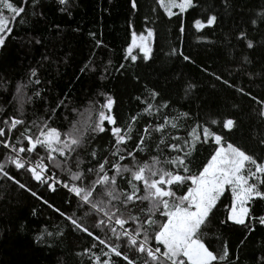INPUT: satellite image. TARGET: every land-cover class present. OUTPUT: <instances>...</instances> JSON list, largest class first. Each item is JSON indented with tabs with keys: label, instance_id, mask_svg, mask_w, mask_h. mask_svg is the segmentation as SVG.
Masks as SVG:
<instances>
[{
	"label": "trees",
	"instance_id": "1",
	"mask_svg": "<svg viewBox=\"0 0 264 264\" xmlns=\"http://www.w3.org/2000/svg\"><path fill=\"white\" fill-rule=\"evenodd\" d=\"M136 3L133 9L131 0H68L65 7L69 15L59 11L58 0H40L38 7L28 0L25 14L17 18L13 33L6 38V46L0 48V127L5 128V138L10 136V142L19 146L16 138L25 128L30 127L32 133H36L33 125L47 120L49 115L52 116L49 125L62 133L74 124H90L97 118L100 105L111 96L115 101L111 115L116 124L105 122L106 132L90 135L86 147L78 150L82 169L93 166L90 163L93 150L97 152V159L104 156L113 159L110 153L114 137L110 129L113 126L123 128L133 116L137 117L132 123L133 140L143 134L146 125L151 129L163 123L162 117L167 115L170 120L178 117V127L173 129L169 124L165 143L172 142L171 137H180L178 142L190 139L188 133L197 124L200 125L197 133L202 138V129L207 125L224 137L223 146L232 143L257 159L264 157V145L259 143L264 136V120L258 116V101H264V46H261L264 45V23L260 20L264 15V0H193V7L184 12L173 8L175 15L171 17L157 0H136ZM34 9L42 15H33ZM212 15L217 19L208 25L207 19ZM253 19L257 21L255 24L251 23ZM197 20L204 27L198 29ZM147 29L153 32L149 44L151 58L142 59L143 53L136 50L132 52L137 56L135 62L126 59L133 33L147 34ZM240 30L254 39V49H247L245 43L236 38ZM97 41L101 42L99 46ZM183 56L190 59L186 61ZM122 64L124 68L120 67ZM33 69L35 77L31 76ZM216 76H221L222 80H217ZM37 79L39 84L35 83ZM189 84H194L195 88L186 95ZM241 87L251 95H243L238 90ZM153 90L159 93L155 100L150 95ZM61 100L63 105L57 108ZM146 102L167 103L168 106L160 108L159 114L154 110L146 114L143 112ZM54 108L56 111L52 113ZM182 113H189V116L184 117ZM11 116L24 119L25 125L8 133L2 121ZM228 118L237 122L230 132L222 126ZM212 120L217 123L212 124ZM160 135L155 131L151 133L144 151L136 157L139 162L150 163L151 156L157 155L155 146ZM132 147L129 141L128 149ZM216 147L211 138L196 144L190 165L193 173L202 170ZM10 151L6 152L0 145V160ZM170 151L164 149L163 156ZM37 156L46 157V153L39 149L28 158L35 162ZM76 159L74 154L73 160ZM45 162L51 167L50 162L46 159ZM121 163L130 164L131 161ZM8 167L10 174L36 196L0 176V264H92L91 253L107 252L105 245L73 229L53 210V207L59 208L83 217V211L76 210V200L66 189L58 187L51 192L46 185L35 182L26 170ZM105 167L107 170L109 166ZM54 171L58 179L70 182L66 173L59 169ZM93 178L89 176L88 179ZM173 191L178 196L183 195L186 186L173 188ZM45 200L48 204L43 203ZM231 204V189L227 188L217 203V221L225 219ZM137 206L146 208L148 205L145 202ZM251 209V216L264 215V199L251 202ZM133 214H136L135 207ZM156 219L161 222L159 214ZM83 223L94 236L119 243L123 254L136 264H142L144 256L134 254L135 249L128 247L125 240L116 241L107 229L94 228L93 215L84 217ZM246 223H252L251 217ZM42 232H51L53 236L44 243H35V237ZM209 237L206 243L217 252L227 245L232 264H237L236 256H239L238 264H257L259 257L264 255V226L256 225L255 231L249 232L244 225L234 222L216 223ZM150 245L157 246L154 240ZM85 249H91V253L84 252ZM112 264L127 262L122 256L117 258L113 254Z\"/></svg>",
	"mask_w": 264,
	"mask_h": 264
},
{
	"label": "snow or ice",
	"instance_id": "2",
	"mask_svg": "<svg viewBox=\"0 0 264 264\" xmlns=\"http://www.w3.org/2000/svg\"><path fill=\"white\" fill-rule=\"evenodd\" d=\"M39 2L40 0H32L33 5L37 7ZM27 3L28 0H15V2L0 0V48L6 46V38L13 33L17 18L25 14ZM157 3L169 17L175 15L173 8H179L181 12H184L193 7V0H179V2L157 0ZM67 4L68 0H58L59 11L68 12L65 7ZM131 7L133 9L137 7L136 0H131ZM32 14L42 15L35 9ZM68 14L71 15L70 12ZM216 19L215 15L210 16L207 24L212 25ZM260 20L264 23V15L260 17ZM256 22L255 19L251 20L252 24ZM195 26L198 29L204 27L200 20L195 21ZM181 31H183L182 27ZM89 35L95 36L94 33ZM147 35L148 37L153 35L151 29H147ZM236 38L243 41L247 49L256 47L254 39H249L248 33L244 30H240ZM140 40L142 59L148 60L151 58L152 49L143 43L145 40L143 34ZM36 42L39 43L38 40ZM100 43L97 41L98 46ZM135 46L136 34L133 33V41L125 57L133 62L137 60V56L132 54ZM183 59L187 61L190 58L183 56ZM245 60H247L246 57ZM120 67L124 68V65ZM31 76H36L35 69L32 70ZM216 79L222 80V77L216 76ZM35 83L39 84L40 81L37 79ZM223 83L229 82L223 80ZM193 88H195L194 84L187 85L185 94L187 95ZM238 90L243 95H251L242 87ZM19 91L18 87L17 92ZM36 95L39 96V93ZM150 95L155 100L159 93L153 90ZM114 102L111 96H107L106 102L100 105L94 121L84 126L74 124L71 129L63 133L49 125L52 119L49 115L47 120L33 125L37 129L36 133H32L30 127L25 128L21 136L16 138L19 146L17 143L10 142V136L5 138V128L0 127V145L6 152L11 150L5 155L4 160H0V176L13 181L19 188L25 189L34 197L35 192L10 174L9 165L17 171L26 170L35 182L46 185L51 192H55L58 187L66 189L76 200V210L83 211V217H77L75 212L73 214L62 212L52 205L49 207H53V210L66 219L73 229L94 237L101 245L107 247V252H103L102 255L91 253V249L84 250L91 253L92 264H112L113 254L117 258L122 256L127 264H136V261L122 253L119 243H109L100 236H94V232L83 223L84 217L89 215L95 217L94 228L107 229L116 241L123 239L128 247L134 248V254L143 255L142 264H232L226 244L222 251L217 252L206 243V240L210 238L209 233L213 231L216 223L226 225L228 222H234L244 225L249 232H254L256 225L264 226V215L251 216V202L264 199V190H261L264 188V157L257 159L232 143L224 147L222 143L224 137L211 131L207 125L202 129V138L197 133V129L200 128L197 124L188 133L190 139L185 138L182 142H178L181 140L180 137H171L172 142L165 143V133L169 124L173 129L178 127L176 122L178 117L170 120L167 115L162 117L163 123H158L151 129L146 125L143 134L133 140L132 123L137 119L133 116L123 128L113 126L110 129L114 137L113 151L110 153L113 159L109 160L108 156L97 159V152L93 150L90 153V163H93V166L82 169L78 150L86 147L90 135L106 132L105 122L109 125L116 124L115 117L111 115ZM258 103L260 104L258 116L264 120V101H258ZM62 105L63 100L56 107L59 108ZM167 106V103L154 105L146 102L143 112L153 113L154 110L156 114H159L160 108ZM51 111L55 113L56 109ZM181 115L188 117L189 113ZM2 123L7 126L8 133L17 129V126L25 125L24 119L16 116L8 117ZM211 123L216 124L217 121L212 120ZM236 124V120L228 118L223 121L222 126L230 132ZM153 131L161 133L159 142L155 146L157 155L151 156L150 163L148 161L141 163L136 157L144 151L146 142L151 139ZM209 138L214 140L218 147L208 162L203 164L202 170L193 173L190 165L193 163L192 155L196 151V144L208 142ZM129 141L133 144L131 149H128ZM259 143L264 145V136L260 138ZM161 145L164 148H161ZM39 149L45 151L46 157L37 156L35 162H32L28 157L38 153ZM164 149L171 150L167 156H163ZM74 154L77 156L75 161ZM45 159L50 162L51 167ZM126 160H130L131 163H121ZM73 165H75V171H73ZM106 165L109 166L107 170ZM246 165L251 167L246 168ZM55 169L66 173L70 182L58 179ZM89 176L94 178L89 180ZM86 180L87 183H85ZM141 186L143 194H141ZM181 186H186V191L178 196L173 188ZM227 188L231 189L232 204L225 219L217 221V203ZM145 202L148 205L146 208L137 206ZM43 203L48 204V201L45 200ZM134 207L136 214H133ZM157 214L161 218L159 223L156 219ZM249 217L252 221L250 224L246 223ZM51 236H53L51 232H42L35 237L34 242L44 243ZM151 240H154L157 246L152 247ZM235 259L238 264L239 256ZM257 264H264V255L259 257Z\"/></svg>",
	"mask_w": 264,
	"mask_h": 264
},
{
	"label": "rangeland",
	"instance_id": "3",
	"mask_svg": "<svg viewBox=\"0 0 264 264\" xmlns=\"http://www.w3.org/2000/svg\"><path fill=\"white\" fill-rule=\"evenodd\" d=\"M143 35L145 37V40L143 41V43L147 44L150 47L149 44L151 43V37H148L147 34H143ZM140 36H141V34H136V46L133 47V52L136 51V50L140 51V44H141ZM224 147H227V145L224 146Z\"/></svg>",
	"mask_w": 264,
	"mask_h": 264
}]
</instances>
